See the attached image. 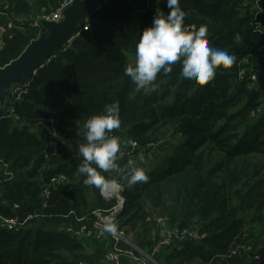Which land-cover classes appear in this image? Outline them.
I'll return each mask as SVG.
<instances>
[{
	"label": "trees",
	"instance_id": "1",
	"mask_svg": "<svg viewBox=\"0 0 264 264\" xmlns=\"http://www.w3.org/2000/svg\"><path fill=\"white\" fill-rule=\"evenodd\" d=\"M60 1L0 0V7L8 5L22 20L51 11ZM180 7L185 29L205 26L210 45L236 57L228 68H217L209 83L184 80L177 61L171 73L157 74L154 92L138 89L124 68L134 61L136 43L157 8L165 15L170 9L166 0H109L85 19L88 29L51 56L21 93L0 102V213L23 217L42 209V170L44 180L57 173L69 179L44 207L49 216L30 220L18 231L0 227V264H78L86 256L82 249L88 243L43 221L72 224L71 211L86 215L112 206L113 199L85 185L77 173L81 139L68 135L63 141L59 134L112 102L119 103L121 124L110 135L119 137L123 148L137 142L116 162L123 167L132 160L148 176L147 182L129 187L122 174L105 173L124 185L127 202L118 222L136 230L138 243L133 244L150 249L157 243L158 224L147 221L152 207L163 211L170 228L197 227L205 234L199 242L165 246L173 247L166 255L170 264H247V257L250 264H264V70L248 61L250 54L264 53L257 51L264 46V23L259 25L264 0H180ZM6 21L0 12V27ZM38 30L15 21L2 36L0 68L16 59ZM164 126L173 136L153 147V133ZM53 129L60 140L57 153L50 142ZM6 170L15 175L8 178Z\"/></svg>",
	"mask_w": 264,
	"mask_h": 264
},
{
	"label": "clouds",
	"instance_id": "2",
	"mask_svg": "<svg viewBox=\"0 0 264 264\" xmlns=\"http://www.w3.org/2000/svg\"><path fill=\"white\" fill-rule=\"evenodd\" d=\"M166 6L170 9L166 15L157 8L151 26L142 31L136 43L134 61L124 68V74L138 89L154 92L157 74L171 73L177 61L181 65V77L199 85L212 81L217 68H228L234 63L235 56L210 45L205 26H193L192 31L183 27L186 13L180 7V0H166ZM119 113V103L112 102L101 113L88 118L83 125V142L78 146L82 159L77 173L85 177V185L102 192L115 185V180L105 173L122 174L129 187L148 181L145 171L134 161H127L123 167L116 162L121 141L110 133L120 128Z\"/></svg>",
	"mask_w": 264,
	"mask_h": 264
},
{
	"label": "built area",
	"instance_id": "3",
	"mask_svg": "<svg viewBox=\"0 0 264 264\" xmlns=\"http://www.w3.org/2000/svg\"><path fill=\"white\" fill-rule=\"evenodd\" d=\"M73 1L74 0H61L51 11L42 10L40 12H33L22 18V20L16 18L12 11H8V5L3 6V10L0 7V12L7 17V21L0 27V47L3 45V34L14 26L15 21H20L22 23L28 22L34 27H42L43 20L59 22L64 17V10L69 7ZM87 29L88 25L84 24L82 30ZM78 34L79 32L76 35ZM73 38L68 43H70ZM254 51L255 50H252L253 53ZM257 51H264V46L258 47ZM253 77L255 78V75H253ZM26 86V83L15 85L12 89V93H21ZM58 137L57 131L53 129L50 142L54 153H57L60 148V140ZM130 144V148L121 147L119 153L123 155L133 151L137 146V142L131 141ZM4 166L7 167V164L4 163ZM8 174L13 173L6 170V175ZM42 175L43 170L38 177L42 186V209L30 212L23 217L20 215L7 216L0 213V227L10 231H18L30 220L49 216L43 211L44 207L48 205L52 193L61 185L67 183L69 179L65 173L54 174L48 180H44ZM101 193L105 198L113 199L112 206L106 209L96 208L90 214L86 215H77L74 211H71L69 214L74 216L75 222L63 227V232L72 236L77 241L88 244H95L96 242H103L108 239L111 248L106 253L102 263H94L85 259L81 260L78 264H160L156 256L160 253L163 246L172 245L179 247V244L184 241L193 240L199 242L205 236L197 227H174L170 228L167 238L161 239L150 249L138 247L128 240L127 229L120 226L118 222L119 216L124 211L127 202L124 185L115 180V185L113 187L103 192L101 191ZM14 207L18 208L19 204H15ZM153 220L159 225L167 226L168 217H155Z\"/></svg>",
	"mask_w": 264,
	"mask_h": 264
},
{
	"label": "water",
	"instance_id": "4",
	"mask_svg": "<svg viewBox=\"0 0 264 264\" xmlns=\"http://www.w3.org/2000/svg\"><path fill=\"white\" fill-rule=\"evenodd\" d=\"M109 0H74L59 22L43 20L45 30L4 68H0V102L4 104L15 85L31 79L51 56L84 27V21ZM253 91L252 93H254Z\"/></svg>",
	"mask_w": 264,
	"mask_h": 264
},
{
	"label": "rangeland",
	"instance_id": "5",
	"mask_svg": "<svg viewBox=\"0 0 264 264\" xmlns=\"http://www.w3.org/2000/svg\"><path fill=\"white\" fill-rule=\"evenodd\" d=\"M253 4L257 5V2L255 1V2H253ZM257 6H259V5H257ZM263 23H264V21L260 22L259 25L262 26ZM38 28H39V30L37 31V33L40 36L41 33L45 30V28L41 27V28H43V30H41L40 27H38ZM252 55L253 54H250L248 56V61L251 63V67L258 69L259 71H263L264 70V53L263 54H258L255 57H253ZM83 125H84V121H76V122H73V124H69V126L66 129L67 132H61V133L59 132V134L61 135V139L63 141H68L67 137L69 135V138L72 139L73 137H76L77 139H81V141L83 142V139H84L83 134H84V131H85V129L83 128ZM173 132L174 131L169 126L160 127L159 129H157L153 133V136L151 138V140L153 139L154 141L157 142L156 143V142L152 141L154 143L153 147L154 146L156 147L158 145V143L168 142L171 139V137L173 136ZM79 133H80V135H79ZM153 151H156V150L154 149L151 152H153ZM156 153L157 152H153V154H156ZM48 167H49V165H48ZM4 173L6 174V171H4ZM13 174H8L6 176H8V178H10V177L15 175V174L14 175ZM149 208H150L151 211H153V216H148L147 217V221L148 222H152V221L154 222L153 218L162 217V215H164L163 211H161L160 209L152 208V207H149ZM43 222L47 223L50 226H53L56 229L64 227V226H66V224L69 223V222L68 223H64V221L57 220V219H55V220L47 219V220H44ZM125 228L127 229V232H128V240L130 242H132V243H135L136 242V237H135L136 230L130 229L129 225L126 226ZM155 228L159 229V231L153 235V236L159 238L157 242H159L163 238H167L168 237V234H169V231H170V227L168 225L167 226H162V225L158 224L157 226H155ZM136 243H138V242H136ZM83 246H84V248L82 249V252L85 253L86 256L84 258H82L81 260L87 259V260H90V261H94L97 258V256L99 258L104 256L106 254V252H108V249H109V246H108L107 242H104V241L103 242H96V244H86V245H83ZM148 247H150V245ZM172 249H173V247H165V246L162 247V249H161V251H160V253L158 255V258L161 259L162 263L170 264V261L166 258V255L168 253H170L172 251ZM91 250H94L95 254L92 255ZM96 250H98V252H96ZM94 255H95V258L93 257ZM247 258L248 259H246V262H247V264H250L251 258H249V257H247ZM159 259H157L158 262L160 264H162Z\"/></svg>",
	"mask_w": 264,
	"mask_h": 264
},
{
	"label": "crops",
	"instance_id": "6",
	"mask_svg": "<svg viewBox=\"0 0 264 264\" xmlns=\"http://www.w3.org/2000/svg\"><path fill=\"white\" fill-rule=\"evenodd\" d=\"M254 91H255V90H254ZM104 242H107V244H108V246H109V249H108V251H109L110 248H111L110 241H109L108 239H106V240H104ZM95 244H96V243H95ZM91 252H92V255L95 254L94 250H91ZM96 252H98V250H96ZM106 253H107V252H106ZM105 255H106V254H105ZM105 255L102 256L101 258H99V257L97 256V258H96L94 261H91V262H94V263H102V262L104 261ZM93 257L95 258V255H94ZM128 264H129V263H128Z\"/></svg>",
	"mask_w": 264,
	"mask_h": 264
}]
</instances>
